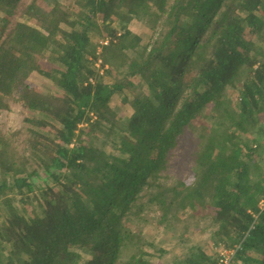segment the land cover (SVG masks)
Here are the masks:
<instances>
[{
	"label": "trees",
	"instance_id": "obj_1",
	"mask_svg": "<svg viewBox=\"0 0 264 264\" xmlns=\"http://www.w3.org/2000/svg\"><path fill=\"white\" fill-rule=\"evenodd\" d=\"M14 103L37 129L29 155L0 129V264H152L125 219L207 109L195 181L154 200L163 220L210 207L230 264H264V0H0V114Z\"/></svg>",
	"mask_w": 264,
	"mask_h": 264
},
{
	"label": "rangeland",
	"instance_id": "obj_2",
	"mask_svg": "<svg viewBox=\"0 0 264 264\" xmlns=\"http://www.w3.org/2000/svg\"><path fill=\"white\" fill-rule=\"evenodd\" d=\"M113 27L119 28L117 24ZM129 29L140 35L144 43L148 41L150 33L139 23L130 25ZM106 81L108 82V79ZM28 83L39 92L60 93L38 76L32 77ZM236 93V89L227 90L232 100L236 98ZM111 103L118 108L119 119L124 120L129 116L130 109L122 97L114 96ZM28 117L29 112L15 103L9 111L0 114L1 132L9 138L14 136L12 146L19 155L30 154V132L37 129L26 121ZM212 129L213 124L207 109L193 126L187 129L168 158L165 170L161 171L156 179L148 180V185L143 187L133 204L132 213L125 219L133 234L154 241V246L148 250V260L152 264H191L187 259H193L199 252H203L209 260L200 261L198 264H216L219 259L231 258L232 250L214 241L213 235L217 225L214 223L210 207L193 205L184 208L183 202H177L163 220V208L154 200V196L164 188L182 190L195 181L194 151L199 146V137L208 134ZM221 134L222 132L218 131L216 136L220 138ZM254 139L255 137L253 141ZM260 207H264V199L260 201Z\"/></svg>",
	"mask_w": 264,
	"mask_h": 264
},
{
	"label": "built area",
	"instance_id": "obj_3",
	"mask_svg": "<svg viewBox=\"0 0 264 264\" xmlns=\"http://www.w3.org/2000/svg\"><path fill=\"white\" fill-rule=\"evenodd\" d=\"M107 42L103 41L101 44L105 45ZM231 256L233 255V251L230 253ZM231 258L228 259H219V261L216 264H230Z\"/></svg>",
	"mask_w": 264,
	"mask_h": 264
}]
</instances>
